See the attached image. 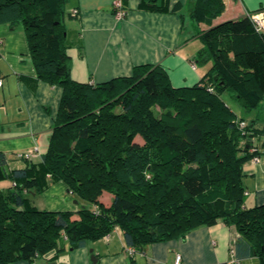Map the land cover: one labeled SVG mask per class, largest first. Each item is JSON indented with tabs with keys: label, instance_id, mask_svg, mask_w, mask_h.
<instances>
[{
	"label": "trees",
	"instance_id": "trees-1",
	"mask_svg": "<svg viewBox=\"0 0 264 264\" xmlns=\"http://www.w3.org/2000/svg\"><path fill=\"white\" fill-rule=\"evenodd\" d=\"M68 1L0 0V24L24 27L37 70L36 77L20 78L35 91L41 80L64 90L41 160L13 167L0 151V264L51 253L56 260L116 228L129 247L143 250L219 221L236 227L239 256L264 264V204L247 207L244 185L245 164L262 155L264 129L224 98L229 94L248 111L264 103V29L252 17L264 7L214 24L225 0H194L190 18L209 26L196 34L202 44L196 59L206 73L192 86L175 87L155 64L99 83L75 79L70 49L82 36L65 20L80 11L67 12ZM183 9L181 1L139 3L142 11ZM60 181L90 204L78 218L33 203L32 196ZM104 193L111 204L102 201Z\"/></svg>",
	"mask_w": 264,
	"mask_h": 264
},
{
	"label": "crops",
	"instance_id": "crops-1",
	"mask_svg": "<svg viewBox=\"0 0 264 264\" xmlns=\"http://www.w3.org/2000/svg\"><path fill=\"white\" fill-rule=\"evenodd\" d=\"M74 1L75 6L68 8L67 12L77 8L80 12L78 18L70 17L69 26L82 36L79 45L70 49L75 79L99 83L129 76L137 65L155 64L164 67L175 87H182L196 84L206 73V67L196 59L202 46L196 34L209 26L190 18L194 0H172V6L179 1L184 4L182 13L142 11L139 10L141 0H126L123 17L115 12V0ZM262 6L264 0H227L225 11L214 20V24L240 18ZM5 26L9 24H0V77L3 79L0 87V151L14 159L11 162L13 167L21 168L26 163L17 158L19 153L38 146L39 152L32 161H39L47 151L64 90L59 85L41 80L35 91L20 78L21 75L37 76L29 41L25 34L6 33ZM254 117L256 127L264 129V103ZM259 144L262 152L259 160L249 161L244 168L247 207L264 204V134ZM56 185L58 188L54 189L56 194L53 196L78 206L46 209L74 211L78 218L77 212L83 207L80 200H74L78 196L69 192L65 181L53 184L46 192ZM112 198L111 194L104 193L102 201L108 205ZM40 203L44 206L39 208L45 209L46 205ZM238 239L235 226L219 221L214 226H200L185 238L148 244L131 255L123 230L116 228L103 239L67 251L56 260L51 253L34 262L20 260L12 264H174L177 254L182 255V264H260L255 256H239Z\"/></svg>",
	"mask_w": 264,
	"mask_h": 264
},
{
	"label": "rangeland",
	"instance_id": "rangeland-1",
	"mask_svg": "<svg viewBox=\"0 0 264 264\" xmlns=\"http://www.w3.org/2000/svg\"><path fill=\"white\" fill-rule=\"evenodd\" d=\"M225 3H227V0H225ZM73 6H75V1L74 0H69L67 2V4H66L67 9L71 8ZM238 14L240 16L241 13H238ZM71 20L72 19H70V17L67 14L65 22H66V25H67L68 28H70L69 22H71ZM188 21H190V20H188ZM5 27L6 28H4V30L6 31V33H9V34H25L27 36V32H26V30L24 29V27L22 25H19L16 28H12L10 26H5ZM27 38H28V36H27ZM31 61H32V63H34L33 60H31ZM224 98L226 99L228 104L233 108V110L240 117H245L249 121H251V120H253L255 118L254 116H256V114H257V109H255L253 111H248L247 109L243 108V106L238 101H236L235 99L230 97L229 94H225ZM57 188H58V186L56 185L53 188V190H50L49 192H46L47 191L46 190L45 191L46 193L44 192L42 194H39V195H36V196H32L33 203H35L38 207L44 206V205H39V203L41 202L40 204H45L46 205V207H43L45 209L46 208H69L68 205L70 206V209H71L74 206H76V207L78 206L74 202L72 204L71 203L67 204L66 202H62L60 198L53 196V194H56L54 189L56 190ZM71 196H72V194H71ZM74 200H80V202H81V204H83V206H90L89 202L85 203V201L83 199L79 198V197H76ZM46 210H49V209H46Z\"/></svg>",
	"mask_w": 264,
	"mask_h": 264
},
{
	"label": "built area",
	"instance_id": "built-area-1",
	"mask_svg": "<svg viewBox=\"0 0 264 264\" xmlns=\"http://www.w3.org/2000/svg\"><path fill=\"white\" fill-rule=\"evenodd\" d=\"M114 9L117 13V15H119V17H123L126 14V8L124 6L123 0H115L114 1ZM78 10L75 9L74 13H77ZM254 21L256 22V24L258 25L259 29H264V13H258V14H254L253 16ZM193 67L196 68V64H193ZM3 86V79L0 77V87ZM245 123H243L242 125H244ZM39 152V147L36 146L33 150L25 152V153H19L18 156L20 158L23 159H30L32 158L36 153ZM260 157H256L254 159V161H258ZM128 251L131 255H135L137 253V250L135 249V247H129ZM182 255L181 254H177V257L175 259V263L174 264H182Z\"/></svg>",
	"mask_w": 264,
	"mask_h": 264
}]
</instances>
